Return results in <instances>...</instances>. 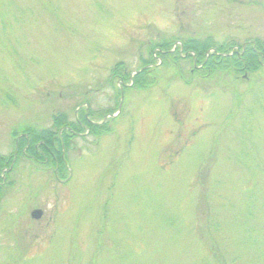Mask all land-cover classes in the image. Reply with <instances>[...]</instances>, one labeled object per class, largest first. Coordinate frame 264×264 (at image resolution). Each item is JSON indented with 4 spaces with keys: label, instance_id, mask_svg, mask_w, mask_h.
I'll return each instance as SVG.
<instances>
[{
    "label": "rangeland",
    "instance_id": "1",
    "mask_svg": "<svg viewBox=\"0 0 264 264\" xmlns=\"http://www.w3.org/2000/svg\"><path fill=\"white\" fill-rule=\"evenodd\" d=\"M188 39L264 41V0H0V264H264V72L131 83ZM83 112L53 168L23 131Z\"/></svg>",
    "mask_w": 264,
    "mask_h": 264
},
{
    "label": "trees",
    "instance_id": "2",
    "mask_svg": "<svg viewBox=\"0 0 264 264\" xmlns=\"http://www.w3.org/2000/svg\"><path fill=\"white\" fill-rule=\"evenodd\" d=\"M253 45H248L245 48V51L242 53L241 56H237L236 54H233L232 56H215V55H210L208 58L205 60V54L208 50L214 48L216 52L219 53H226L228 47L225 46H216L213 41L209 40H197V39H188L183 41L182 45L184 49L186 50H192L196 54V60L195 62L198 65L202 64V69L201 70H193L194 73L199 72L200 74H203L205 77H207L208 73H212L216 70L218 71H228L231 75L234 77H237L236 75H239L240 73L243 74H255L258 71L264 72V58L260 59L264 55V41L256 39L253 40ZM155 46V45H154ZM152 46V47H154ZM253 46V48H252ZM161 49L164 50V54L162 56V62L163 64L166 62H179L182 61L183 59H180L174 54H170L168 52V49L166 45L163 44L161 46ZM146 65V63H145ZM144 65V66H145ZM153 69H146L144 68L141 70L138 74H136L133 77V85L134 86H145V81L149 75V73L152 72ZM205 72L206 74H204ZM249 72V73H248ZM111 77L112 78H122L124 80L126 78L125 73L123 72V67L122 64H116L112 69H111ZM62 115L57 116L54 118L53 121V128L56 132H53L52 130H41L38 133L36 131H33L31 129H25L23 132L28 133L30 136V141L31 144L33 145L34 141L37 142H43V144L40 146V148L44 152V157H48L49 161L52 163V167H57L60 168L63 167L64 165V160H63V155L62 153L66 149L67 146V136L62 135L61 139L58 137L57 130L61 127H72L73 129L78 128V123H70L67 121V119L64 116V119L62 120ZM80 120L81 122L85 123L87 125V128L89 130V133L91 135L98 136L99 131L103 130L104 126H94L89 124L85 120V115L84 112L80 115ZM79 119V118H78ZM69 124V125H68ZM105 130V129H104ZM106 132V130H105ZM22 139V138H21ZM23 138L22 140H24ZM36 142V143H37ZM35 145V143H34ZM21 147V146H20ZM19 147V152L17 150V155H20V148ZM31 151L34 152V149L31 148ZM42 152V151H41ZM42 152V153H43ZM34 159V157L31 155ZM13 159V155L9 157H3L0 156V183L2 182V171L5 169H8L11 167V162ZM35 160V159H34ZM15 163V162H14ZM14 167V165H13ZM11 169H13L11 167ZM59 169V171H60Z\"/></svg>",
    "mask_w": 264,
    "mask_h": 264
},
{
    "label": "flooded vegetation",
    "instance_id": "3",
    "mask_svg": "<svg viewBox=\"0 0 264 264\" xmlns=\"http://www.w3.org/2000/svg\"><path fill=\"white\" fill-rule=\"evenodd\" d=\"M85 118H86V115H85ZM87 119V118H86ZM85 119V120H86ZM87 121V120H86ZM76 123H78V128H76V129H73L72 127H69V126H67V127H61V128H59L58 129V132H57V134H58V137L61 139V137H62V135H65V136H67V137H70V136H73L74 134H76V133H79L80 131H82L83 129H86L87 127V125L85 124V123H83V122H81V121H79V120H77L76 121ZM70 124V123H69ZM68 124V125H69ZM67 131V132H66ZM41 142V141H40ZM41 144H43V142H41ZM38 150V149H37ZM37 153H40V155L43 157V158H45L44 157V154L42 153V152H37ZM27 156V155H26ZM28 157H30V156H28Z\"/></svg>",
    "mask_w": 264,
    "mask_h": 264
},
{
    "label": "water",
    "instance_id": "4",
    "mask_svg": "<svg viewBox=\"0 0 264 264\" xmlns=\"http://www.w3.org/2000/svg\"><path fill=\"white\" fill-rule=\"evenodd\" d=\"M42 212L40 210H33L31 212V218L38 219L41 216Z\"/></svg>",
    "mask_w": 264,
    "mask_h": 264
}]
</instances>
